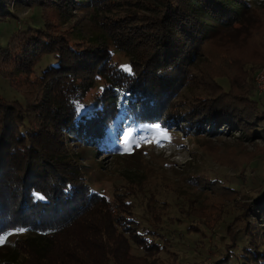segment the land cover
I'll return each instance as SVG.
<instances>
[{
    "label": "rangeland",
    "instance_id": "1",
    "mask_svg": "<svg viewBox=\"0 0 264 264\" xmlns=\"http://www.w3.org/2000/svg\"><path fill=\"white\" fill-rule=\"evenodd\" d=\"M5 1L13 13V18L0 22V46L9 48L7 54L11 47L17 50L24 43L12 45L15 37H26L21 36V29L48 26L49 42L63 58L65 53L109 46L113 66L124 69L129 67L130 54L116 50V28L127 38H132L131 31L143 34L152 17L164 11L162 4L171 5V0H69V14L64 9L67 3H61L62 12L49 6L42 12L33 6L40 0ZM234 1L244 6L230 18L224 17L226 10L212 14L219 18L218 27L206 37L197 35L196 46L190 50H196L192 65L182 67V82L158 116L170 121L122 116L119 111L101 143H73L66 134L68 151L92 196L97 193L113 201L115 207L119 204L121 210L129 211L127 216L135 214L156 242L151 251L133 243L130 254L137 264H226L243 248L237 239L232 240L242 231L249 234L248 245L252 241L264 248V216L259 208L264 202V95L257 89L255 75L264 66V0ZM98 5L100 8L94 9ZM43 35L38 33V37ZM97 36L103 40L93 42ZM19 54L13 52L0 60V96L11 100L36 125L40 78L15 71L16 66L26 65ZM47 63L43 61L38 69ZM222 76H228L232 90L218 107L220 112L224 116L238 114L237 120H245L238 128L222 122L216 133L209 127L199 131L188 119L201 113L200 109L209 111L210 104L223 96L216 83ZM219 81L229 89L225 77ZM99 84L100 79L90 90L89 104L102 92ZM16 99L27 107L23 109ZM126 199L133 205L122 204ZM131 224L125 226L131 230ZM15 236L12 232L1 237L0 249L12 247Z\"/></svg>",
    "mask_w": 264,
    "mask_h": 264
},
{
    "label": "trees",
    "instance_id": "2",
    "mask_svg": "<svg viewBox=\"0 0 264 264\" xmlns=\"http://www.w3.org/2000/svg\"><path fill=\"white\" fill-rule=\"evenodd\" d=\"M61 3H67L65 12L72 13L69 0H40L33 6L42 12L47 6L62 12ZM238 3L171 0V5L162 4L164 11L152 17L143 34L131 31L132 38H127L117 27L114 46L130 54L131 71L113 66L109 46L65 53L63 58L61 51L54 50L49 42L45 20L47 27L42 30L21 29V36H26L23 41L14 36L12 45L18 47L24 42L17 50L11 47L7 54L9 48L0 46V60L19 51V59L26 65L16 66L15 71L35 73L40 78L42 94L35 103L36 125L11 100L0 96V238L16 234L12 247L0 249V264H137L138 260L130 254L133 243L146 251L157 247L135 214L127 216L129 211L121 210L119 204L115 207L113 201L97 193L92 196L84 174L68 151L65 137L69 134L73 143H101L119 111L122 116L170 121L158 116L166 99L182 82L180 70L192 65L196 50H190L196 46L197 35L206 37L214 32L219 18L212 14L226 10L224 17L230 18L240 10L239 6H244ZM99 8L98 5L94 9ZM11 18L9 3L0 0V22ZM38 33L45 35L38 37ZM102 40L97 36L93 42ZM45 60L47 66L39 70L38 65ZM223 77L229 81V89L220 83ZM96 79L101 81L97 88L102 92L93 96L95 103L89 104L87 97L96 88ZM216 83L223 96L210 104L209 111L200 109L201 113L188 119L189 125H197L199 131L209 127L211 133H216L222 122L238 128L245 120H237L238 114L224 116L220 112L218 107L231 94L232 84L228 76L219 77ZM16 101L23 109L27 107ZM127 201L122 200V204L133 205ZM259 208L264 216V202ZM147 211L152 214L148 206ZM127 222L132 223L131 230L125 226ZM248 238L245 231L235 235L232 240L237 239L243 248L235 260L229 258L226 264H264V248L252 241L248 245ZM217 262L211 264H224Z\"/></svg>",
    "mask_w": 264,
    "mask_h": 264
},
{
    "label": "built area",
    "instance_id": "3",
    "mask_svg": "<svg viewBox=\"0 0 264 264\" xmlns=\"http://www.w3.org/2000/svg\"><path fill=\"white\" fill-rule=\"evenodd\" d=\"M256 85L261 95H264V67L256 73Z\"/></svg>",
    "mask_w": 264,
    "mask_h": 264
},
{
    "label": "snow or ice",
    "instance_id": "4",
    "mask_svg": "<svg viewBox=\"0 0 264 264\" xmlns=\"http://www.w3.org/2000/svg\"><path fill=\"white\" fill-rule=\"evenodd\" d=\"M125 68H126V70L131 71L130 67L125 66ZM165 138H167V135L166 134H165ZM41 198H43V197H41ZM20 231H23V229H20Z\"/></svg>",
    "mask_w": 264,
    "mask_h": 264
}]
</instances>
